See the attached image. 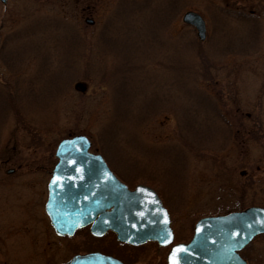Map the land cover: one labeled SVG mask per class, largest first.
<instances>
[{"label":"rangeland","instance_id":"rangeland-1","mask_svg":"<svg viewBox=\"0 0 264 264\" xmlns=\"http://www.w3.org/2000/svg\"><path fill=\"white\" fill-rule=\"evenodd\" d=\"M189 10L205 19L204 40L183 21ZM240 10L258 21L230 16ZM76 134L131 187L156 189L175 242L202 216L264 206V0L0 1V264L92 250L165 264L156 243L56 234L47 170ZM241 255L264 264V235Z\"/></svg>","mask_w":264,"mask_h":264},{"label":"water","instance_id":"water-1","mask_svg":"<svg viewBox=\"0 0 264 264\" xmlns=\"http://www.w3.org/2000/svg\"><path fill=\"white\" fill-rule=\"evenodd\" d=\"M5 3L7 0H0ZM183 21L194 26L201 40L206 38V21L189 10ZM92 23L93 20H88ZM92 141L84 134L62 139L56 148L58 161L48 182L45 210L59 236H72L90 225L95 236L111 230L117 240L140 245L157 241L160 246L174 241L171 218L158 193L146 184L134 188L111 170L102 154L91 151ZM80 169V171H77ZM55 177L62 179L53 182ZM264 233V207L250 206L225 215L205 216L196 222L187 243L174 244L168 264H247L239 251L256 235ZM167 241V242H163ZM181 250L173 254L179 246ZM59 264H128L100 251L77 253ZM140 264V263H136Z\"/></svg>","mask_w":264,"mask_h":264},{"label":"trees","instance_id":"trees-1","mask_svg":"<svg viewBox=\"0 0 264 264\" xmlns=\"http://www.w3.org/2000/svg\"><path fill=\"white\" fill-rule=\"evenodd\" d=\"M229 12H233V11H229ZM230 16H232V17H234V18H236V19H243V20H247V19H252L251 21H254V23L256 22V21H258V19L257 18H255V16H251V14L250 13H247V12H243V11H239V12H237L235 15H230ZM258 46V45H257ZM256 46V47H257ZM256 47H254V48H256ZM208 57L209 56H207L206 54L205 55H202L201 56V58H202V60H203V65H205V68L207 69L208 68V66L210 65V66H212V62H210V60L208 59ZM215 61H216V59H214V61H213V66L215 65ZM229 126V125H228ZM240 126L241 127H243V128H245V123H240ZM262 125L259 123L258 125H257V128L258 127H261ZM241 127H237V128H240L241 129ZM232 128V127H231ZM245 187V186H244ZM243 202V201H242ZM252 203H255V202H252ZM244 204L245 203H243L242 205L244 206ZM125 246H127L126 244H124ZM141 247V246H140ZM118 250H120L119 249V246L118 247H116ZM111 254H115V252H114V250L111 252Z\"/></svg>","mask_w":264,"mask_h":264},{"label":"flooded vegetation","instance_id":"flooded-vegetation-1","mask_svg":"<svg viewBox=\"0 0 264 264\" xmlns=\"http://www.w3.org/2000/svg\"><path fill=\"white\" fill-rule=\"evenodd\" d=\"M56 162H57V161H55L54 164H53L50 168H48V170H47V171H49V173H50V177H51V173H52V170H53V168H54ZM14 171H15V170L11 168V169H8L7 173L11 174V173H13ZM162 199H163V198H162ZM163 202H164V204L166 205L164 199H163ZM166 207H167V205H166ZM167 209L169 210L168 207H167ZM193 233H194V229H193ZM263 235H264V234H263ZM155 243H156V242H155ZM156 244H157V243H156ZM167 247H168L169 250H170L171 245H170V246H167ZM167 247H166V248H167ZM169 250H168V252H169ZM168 252H167V254H168ZM110 254H111V253H110ZM167 254H166V256H165V258H166L165 261H164L165 264H168V263H167ZM240 255H241V252H240ZM241 256H242V255H241ZM116 257H117V256H116ZM242 257H243V256H242Z\"/></svg>","mask_w":264,"mask_h":264},{"label":"snow or ice","instance_id":"snow-or-ice-1","mask_svg":"<svg viewBox=\"0 0 264 264\" xmlns=\"http://www.w3.org/2000/svg\"><path fill=\"white\" fill-rule=\"evenodd\" d=\"M77 171H80V169H77ZM60 179H62V178L61 177H55L54 180H53V182L55 183L56 181H58ZM163 242H167V241H163ZM181 250H185L186 251V249L184 248V246L181 245L177 249H174L173 250V254H175L176 252L181 251ZM172 264H178V262L176 260H173Z\"/></svg>","mask_w":264,"mask_h":264}]
</instances>
